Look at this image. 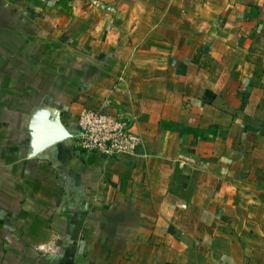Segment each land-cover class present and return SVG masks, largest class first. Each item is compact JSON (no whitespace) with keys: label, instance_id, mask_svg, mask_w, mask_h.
I'll use <instances>...</instances> for the list:
<instances>
[{"label":"crops","instance_id":"obj_1","mask_svg":"<svg viewBox=\"0 0 264 264\" xmlns=\"http://www.w3.org/2000/svg\"><path fill=\"white\" fill-rule=\"evenodd\" d=\"M0 264H264V0H0Z\"/></svg>","mask_w":264,"mask_h":264},{"label":"built area","instance_id":"obj_2","mask_svg":"<svg viewBox=\"0 0 264 264\" xmlns=\"http://www.w3.org/2000/svg\"><path fill=\"white\" fill-rule=\"evenodd\" d=\"M109 100L106 110L84 107L78 115L77 146L83 155L99 153L105 157L135 154L142 137L134 129L133 120L124 111H111Z\"/></svg>","mask_w":264,"mask_h":264}]
</instances>
